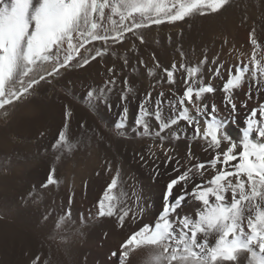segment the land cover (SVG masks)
Instances as JSON below:
<instances>
[{"label": "snow or ice", "instance_id": "1", "mask_svg": "<svg viewBox=\"0 0 264 264\" xmlns=\"http://www.w3.org/2000/svg\"><path fill=\"white\" fill-rule=\"evenodd\" d=\"M229 3L230 0H0V109L7 115L8 106H14L15 101L42 81L49 82L48 77L61 75V69L71 66L72 61L84 67L90 59L102 57L109 41L122 43L130 33L143 44L141 29L175 23L195 14L219 13ZM106 9L110 12L107 24L103 22ZM97 41L103 42V50L97 48L94 56L84 57L81 49L90 51L86 46ZM248 42L251 55L247 63L241 61L225 68L218 54L211 60L216 67L208 71L224 81L220 89L202 72L201 66L209 63L207 55L199 64L190 66L184 63L185 53L180 50L181 62L173 61L162 70L170 86H183L182 94L170 87L171 99L163 91L156 98L148 92L138 104L134 121L137 134L158 139L163 163L177 165L172 169L177 175L166 184L162 210L155 222L133 231L121 244L119 253H112L118 256L119 264H129L130 253L141 248L148 249L144 264H264V104L249 110L239 144L226 130L238 111L236 90L247 83L246 95L250 100L253 88L259 91L264 87V38L258 39L256 29L251 28ZM124 63L127 65L128 61ZM46 64H52L50 71L44 68ZM156 67H162L158 61ZM108 72L106 84L115 85L114 70L109 68ZM123 83V92L134 93L127 78ZM111 91V88L90 89L83 99L90 105L103 102L110 108L107 93ZM217 91L224 94L226 116L219 115L220 109L212 101ZM119 99L122 112L116 127L123 129L129 111L124 105L130 97L122 94ZM187 105L195 109V114L190 113ZM240 107L248 105L244 102ZM71 116V109L65 106L64 130L59 132L53 147L65 146L70 150L66 130ZM201 118L205 124L203 131ZM181 122L193 130V138L207 142L205 150L214 152L210 159L197 162L190 146L186 155L177 159L173 155L175 145L173 149L165 146L166 142L172 144L181 139ZM222 142L227 143L226 148H222ZM151 155L160 159L154 151ZM209 168L214 175L204 178ZM54 171L49 173L43 187L57 183ZM153 172L154 176L160 175L157 168ZM197 176L202 178L199 182L194 181ZM119 177L117 169L97 201V215H115L123 227L132 209L121 206L123 201L113 194ZM189 199L196 203L191 215L182 213ZM139 211L143 212V208ZM70 217L69 208L57 226ZM132 219H136V214ZM39 260L36 257L33 264Z\"/></svg>", "mask_w": 264, "mask_h": 264}, {"label": "rangeland", "instance_id": "2", "mask_svg": "<svg viewBox=\"0 0 264 264\" xmlns=\"http://www.w3.org/2000/svg\"><path fill=\"white\" fill-rule=\"evenodd\" d=\"M238 12L236 10L233 11L232 14L228 13V15L231 14L230 18L236 17V22L239 24L249 22L251 28L256 29L257 35L264 31V20L260 18L261 15H258L259 17L257 16L259 21L253 24V20L248 13ZM109 14V10L106 9L105 19L103 21L105 24L108 23L107 17ZM228 15H225L223 18L221 17L222 15H220V17H215L213 19V22L218 24L219 29L222 30L221 32H225L226 35L229 33V29L227 28ZM114 19L118 20L119 17H114ZM137 19L139 20V17H137ZM179 23L184 24L183 21H177L175 23L165 22L161 25H153L150 28L141 29L140 31L145 40L143 45L146 44L147 47L146 45L144 47L140 45L132 53L119 54L114 52L112 55L110 54L102 57V60L99 57L95 60L90 59V63L84 67H78L77 61L74 60L71 66L61 69V75L48 77L49 82L42 81L39 85L34 86L30 93L25 94V96L21 97L18 101H15L14 106H8L7 115H4V109H0V127H14L19 131L18 134L10 133L9 135L10 141L14 144L10 154L19 155V161L16 164L14 163L16 160L10 161L11 156H8L9 154L5 155L4 151L0 149V180L3 178V182L0 184V264H6L8 249L12 247L14 241L17 242L18 239V246L26 249L25 254L28 258L27 261H29H26L25 264H33V260L36 257L40 258L38 264H90L92 260L91 256L93 258L91 250H82V248H87V242L90 241L92 245H88L93 246V248L95 246H102L101 237H103L102 239L104 240L109 229L124 228L125 225L133 220L131 218L132 215H137V213L140 212L138 209H140V204L142 205L144 202L146 195L145 188L140 180H138L139 177L135 176V173L130 170L132 163L131 161H127L125 153L132 148V150L135 149L134 143H136L137 140L141 139V143L144 142L149 149H152L157 146L158 139L154 136L151 138L149 136L137 134V129L134 125V121L137 118V110H132L131 106L126 104V102L124 106L129 109L126 124L132 125H130L131 127L126 125L127 127L123 129H117L116 124L119 122L122 112L119 98L125 87L123 83L125 78L128 79L129 85L135 89L134 93H130L131 95H137L143 92L139 90L136 85L140 87H149V92L152 94L155 88L158 89L162 86V88L168 87L166 76L162 69L163 67L168 68L171 66H166V56L173 51L169 46H163L158 42H151L146 38L145 33L153 29L170 32L171 29L174 30L173 27L176 29L180 28L178 26L180 25ZM208 24L213 23L210 22ZM199 27H202V25H199ZM196 34L201 36L198 30ZM171 40L172 37L167 41L168 45L172 42ZM167 42L165 43L167 44ZM175 42H178L177 52L179 57V50H182L185 53L184 63L190 66L199 64V61L203 59L204 55H207L210 62L215 58L209 57L207 50H204L205 52L202 50L196 52L192 48H184L181 39L175 40ZM118 44L120 43L113 44L111 41L108 43V45L111 46H117ZM103 46V42H93V44L86 46L90 51L81 49V53L84 57L91 58L95 55L96 49ZM154 49L156 50L154 51ZM145 50H148L147 54H149V56L145 55ZM153 55L155 56V60H153ZM145 56L146 60L144 59ZM103 58H106V60L104 59L103 61ZM147 58H150L153 64H147L149 63ZM77 60H79V57ZM125 60L128 61L127 65L124 63ZM141 60L144 62L143 64L140 63ZM94 61L104 62L106 65L110 66H108V68H112L115 72L119 70L117 73L119 72L121 75L120 77L116 76L115 85L106 84L108 79L103 81L101 78L93 77L92 73H94L95 70L93 65V63L95 64ZM145 61L147 62L145 63ZM157 61L162 68L156 67ZM201 67L204 70V66ZM44 68L50 71L52 64H46ZM203 70L202 72H204ZM177 79L179 80L180 77L177 76ZM145 80L149 83H145ZM142 82L145 85H143ZM132 84L134 85L132 86ZM178 85L180 89H183L182 85ZM102 88L112 89L111 92L107 93L108 104L111 105L110 108L103 102L98 103L100 106L98 104L93 106L90 105L86 99H83L88 90L95 89L99 91V89ZM144 93L147 94L148 92ZM123 94L129 97L131 96L125 92H123ZM261 104L264 103L261 102L259 105L255 104L252 108L259 109ZM65 106L71 108V111L73 110L72 116L68 121V131L66 130V134L74 131L77 127L75 119L73 118L74 111L80 109L82 111L83 109L92 117V126L94 132L98 136V143L96 144L94 141H92V143L91 141L85 142L86 145L84 148L88 149V151L79 158L77 157L78 155H76L77 152L75 149L71 148L69 150L64 147V152L66 154L62 156L59 148L53 147L57 142L59 131L64 130L62 125H64L63 120L65 119ZM167 108L168 105L165 103L166 112ZM116 111H118V113ZM130 112L135 113H132V116ZM116 117H119L118 120H116ZM133 117L134 119H132ZM83 120V124H85V122L87 124L83 126H90L89 124L91 122L89 123L86 118H83ZM60 121H62V127L60 126ZM114 121L116 123H114ZM184 135L185 134L181 133L180 140H187V137ZM108 139H111L112 142ZM148 139L149 141H147ZM180 140H175L172 143L176 144ZM165 144L167 145L169 143L166 142ZM80 158L81 160H79ZM82 167L84 171L88 173L86 174L87 180H80V176H82L80 175ZM11 168L13 170H11ZM17 168L20 170L18 169L16 174H14L13 171ZM53 169L55 170L53 176L57 183L48 184L47 187H43L42 185L47 184V177ZM117 169L120 171V177L117 188L113 190V194L123 201L121 206L132 209L129 216L125 218L123 227H121L118 217L115 215L112 217H100L97 215V201L102 197L104 190L111 182V178L116 174ZM88 181L92 184H98L94 188V195L93 193H88L86 189ZM78 184H82L80 185L81 187ZM70 198L71 204H69ZM69 208L71 209V217L66 219L58 227L59 218L64 216ZM129 219L132 220L130 221ZM109 226L112 227L110 228ZM107 227L109 228L107 229ZM89 238L92 239L90 240ZM102 247H104V245ZM85 251L88 252L86 253ZM87 254H89L88 257L86 256ZM80 260L82 262H80ZM117 263L119 264V261Z\"/></svg>", "mask_w": 264, "mask_h": 264}, {"label": "bare ground", "instance_id": "3", "mask_svg": "<svg viewBox=\"0 0 264 264\" xmlns=\"http://www.w3.org/2000/svg\"><path fill=\"white\" fill-rule=\"evenodd\" d=\"M236 10H237V12L239 11L238 13H242V12L248 13L250 15V18L253 20V24H256L259 21L258 18H257L258 15H261L260 18H262L264 20V0H230V3L227 6L226 10H222L219 13L208 14V15L195 14V15L186 17L184 20H182L184 22V24H180L179 23L180 25H178V26L180 28H178V29H176V28L173 27L174 30L171 29L170 32L169 31H165V30L164 31H159V30H154L153 29V30L147 31L148 33H145V35H146V38L148 40H150L151 42H153V43L154 42H158L161 45H163V46H169V48L172 49L173 52L171 54L169 53L166 56L167 57V59H166L167 64L165 63L166 66H168V65L170 66L173 61L177 62V64H179L181 62V58L179 57L178 52H177L178 51L177 50L178 49L177 48V43L178 42H175V40L181 39L184 48H187V49L188 48L189 49L192 48L196 52L201 51V50L202 51L207 50L208 51V56L209 57H212V58L213 57H216L217 54H218L219 55V60L224 64L225 68H230L234 64H238L241 61H243L244 63H247L248 62V58L251 55V47H250L249 42H248V33H249V30L251 29V25H250L249 22H247V23L244 22V23H240L239 24V23L236 22V17L235 18H230L231 17L230 15L233 13V11H236ZM228 13H231V14L228 15ZM220 15H222L221 16L222 18L225 15H228L229 16V18H228V26H227V28L229 29L228 30L229 31L228 35H226L225 32L222 33L221 32L222 30L219 29L218 24H216V23L213 22L214 21L213 19L215 17H220ZM237 18H239V17H237ZM210 22L213 23V24H208ZM199 25H202V27H199ZM179 29H181V30H179ZM197 30L200 32V35L201 36H198L196 34V31ZM257 36H258V39L259 38H264V31L261 34L257 35ZM170 37H172V40H171L172 42H170L169 45H168V42L167 41L169 40ZM225 41H227V43H225ZM165 42H167V44ZM140 45H142L144 47L146 44H144V45L141 44L138 39H136L131 34H128L126 36V38L124 39V41L122 43L118 44L117 46L107 45V52L102 57L108 56L110 54L112 55L114 52H117L119 54H121V53L122 54L132 53ZM148 46H150V45H148ZM104 47L105 46L100 47V49L103 50ZM146 47H147V45H146ZM156 49H154V51ZM152 50H153V48H152ZM147 51L148 50H145V55H148L149 56V54H147L148 53ZM137 56H138V54H137ZM160 56H161V54H160ZM102 57H99V58L102 60ZM104 59L106 60V58H103V61H104ZM144 59L146 60V56H145ZM160 60H161V58H160ZM147 61L149 62L147 64H150V63L153 64V62H152V60L150 58H147ZM147 61H145V63ZM161 61L163 62V60H161ZM93 65L95 67V68L93 67L95 69L94 70V73H92L93 74V77L101 78L103 81L105 79H109V77H110V73L108 72V69H109L108 66L109 65H106L104 62L102 63L101 61H97V62H95V64L93 63ZM203 66H204V70L203 69L202 70L204 71V73H206L205 78L207 79L208 77H211L212 78V81L214 83V86L217 89H220L221 86H222V84H223V82H224L223 79L222 78H216L212 72L208 71L209 69L215 68L216 65H213L209 61V63H207V64H205ZM151 68H152V66H151ZM117 71H119V70H117ZM117 71L116 72L114 71V72L117 74L116 75L117 77L118 76L120 77L121 74L119 72L117 73ZM160 71H161V69H160ZM140 73H142V72H140ZM155 73H157V72H155ZM160 74H161V72H160ZM142 76H143V74H142ZM161 76H163V75H161ZM177 76L179 77V74L178 73H177ZM154 78H156V77H154ZM145 83H147L146 80H145ZM152 84H154V83H152ZM133 85L134 84H132V86ZM143 85H145V84L143 83ZM121 86H122V84H121ZM129 86H131V85H129ZM147 86H149V85H147ZM136 87L139 88V90H142L143 92L140 93V94L138 93L139 95L137 93H135L137 95H134V94L131 95L130 93H128L131 96H130V99L126 102V104H129V106H131V109L132 110H137L138 104L146 96L145 95L146 93H144V92H149V87H145V86L144 87L143 86L140 87L138 85H136ZM162 87L161 88H158V89L155 88V90H153V94L152 95H153L154 98L158 97L159 93L161 91H163L169 97V99H171V96L169 94L170 87H174L179 94H181V92L183 90V89H180V86L178 84L175 85V86H170L168 84V87H165V88H162ZM152 89H154V88H152ZM247 92H248L247 83H245V85L242 86L240 89H237L236 90L235 100H236V103H237L238 111L235 113L234 118L231 119V122L228 124V126L226 128L228 134L233 138V140L237 144H239V141L242 138V130H243L244 123H245V117L249 114V110L252 109V106L254 107L255 104H258L259 105L261 102L264 103V87H261L259 91H257L256 88H253L252 89L253 98L250 99V100L248 99V97L246 95ZM122 94H123V92H122ZM223 95H224L223 92L217 91L214 95H212V101H214L216 103L217 107L220 109L219 115L226 116L228 114V110L223 107V103H222V101H223ZM161 99H163V98H161ZM244 102L247 103V105H248L247 108H241L240 107V105L242 103H244ZM187 106L189 107L190 113L191 114H195V109L192 108L191 105H187ZM116 112L118 113V111H116ZM101 113H102V111H101ZM130 113L133 116L132 113H135V112H130ZM112 115H113V113H112ZM73 116H74L73 118L75 119V122H76V126L77 127H76V129L74 131H71V132L69 131L70 133L69 134H66V135L68 137V143H69V145H71L70 149L71 148L72 149H75V151L77 152L76 155H78L77 157L79 158V157H82L88 151V149H85L84 148L85 145H86L85 142H87V141L90 142L91 141V143H92V141H94L95 144H96V143H98L97 142V139H98L97 137L98 136L94 132V128L92 126V122H91V121H93L92 120V117L90 116V114L87 111H84L83 109H82V111H81V109L78 110V111L75 110L74 113H73ZM83 118H86L89 121V123L91 122L89 124L90 126H83V125L86 124V122H85V124H83L84 123ZM118 118L116 117V120H118ZM60 119L62 120L61 117H60ZM74 119H73V121H74ZM132 119H134V117ZM119 120H120V118H119ZM59 123H61L60 124V126H61L62 125V121H60ZM114 123H116V122L114 121ZM126 125H128V124H126ZM130 125H132V124H130ZM130 125H128V126H130ZM173 127L175 128V126H173ZM204 127H205L204 119L201 118V131H203V128ZM180 129H181V133L182 134H185L184 136L187 137V140H184V141L180 140L176 144L175 143L167 144V145L165 144V146L167 148H169V149H173V145H175V149L173 150V155L177 159H180L184 155H186V153L189 150V146L191 147V151L193 153H195V155L197 157V162L206 161V160L210 159V157L212 155H214V152L211 149H209L208 151L205 150L208 147L206 141H204L203 139H201L199 137L193 138L194 137L193 130L188 129L186 127V125H185V122H181ZM96 130H97V128H96ZM18 132H19L18 129L17 128H14V127H9V128H2V127H0V149L2 151H4L5 155H8L9 154L8 156H11L10 161L16 160L14 162L15 164L19 161L18 160L19 155H11L10 154V152H11L14 144H13L12 141H10L9 135H10V133H14V134L16 133V134H18ZM186 137H184V138H186ZM253 138H255V134H253ZM108 140L111 141V139H108ZM140 140H137L136 143H134V141H133V143L135 144V146H134L135 149L132 150L133 149L132 148V149L128 150L125 153V158L127 159L128 162L131 161L132 167L130 166V170H132L135 173V176H138L139 177V179L138 178L137 179L140 180L141 184L145 188L144 190L146 192V195H145V198H144V202L142 203V205L140 204V208L143 207V212L137 213L135 220H132L131 219L132 220L131 221L129 219L131 222H129L127 225H125L124 228H122V229H112V230L109 229V232L107 233V235L104 238V240L102 239L103 237H101L102 246L104 245V247H102V246H97L96 247L95 246L93 248V246H89V245H92V243L90 241H88L87 242V248H82V250L83 251L84 250H87V249L88 250H91V253L93 255V258L91 256V259L92 260H91V263L90 264H118L117 263L119 261L118 256L114 257V256H112V253L113 252L119 253V251H120V245L124 242V240H126L131 235V233L133 231L138 230L145 223L152 224V223L155 222V219L157 218V215H158L159 211H161V209H162V205H163V195H164V192H165L166 184H167V182L171 178H175V176L177 175V173H175V172L172 171V169L174 167H177V165H175V164H169V165L166 166L163 163V157L161 155V149H159L157 146L156 147H153L152 149H149L146 146V144H144L143 140H142L143 143H141ZM147 141H149V139ZM64 147L65 146L59 147V151H60V154L62 156L66 154L64 152L65 151ZM131 147H132V145H131ZM226 147H227V143L226 142H222V148H226ZM153 151L156 152L158 156H160V159H155L154 157H152L151 152H153ZM1 153H3V152H1ZM141 156H144L145 157V160H141L140 159ZM154 159H155V164H153V160ZM79 160H81V158ZM145 161H147V162H145ZM6 166H8V165H6ZM16 167H18V166H16ZM154 168H157L158 169L160 175L154 176V172H153V169ZM18 169L19 168H17L16 170H14L15 172L13 171V173L16 174V171H18ZM11 170H13V169L11 168ZM79 170H80V168H79ZM86 172L87 171H84V169L82 167V170H81V173H80V175H82V176H80V180H82V179H86L87 180L86 174H88V173H86ZM211 175H214V172L212 171L211 168H209L208 172L205 173V177L204 178L210 179L211 178ZM201 179H202L201 177L197 176V177L194 178V181L195 182H199ZM0 181H1L0 184H2L3 178H1ZM66 181H67V179H66ZM90 181H92V180H90ZM80 185H82V184H80ZM96 185H98V184H92V183H89V181H88L87 188H86L87 191H88V193H93V195H94L95 192H93V191H94V188H95ZM188 187L191 188V183L188 185ZM97 194H96V196H97ZM93 195H92V197H93ZM195 210H196V203L192 199H189L183 205L182 213H187V214L191 215L192 213L195 212ZM35 211H37V210H35ZM109 227H107V229ZM18 240H17V242L14 241V245H12V247H9L10 250L8 249V252H7L8 259L6 261V264H25V262L27 261L28 258H27V255L25 254V250L26 249L24 247H19L18 246ZM99 241H100V239H99ZM95 245H97V244H95ZM79 247H80V245H79ZM147 253H148V249L147 248H141V249H136V250L132 251L130 253V255H129V258H128L129 264H144V261H145V259L147 257ZM88 255L89 254H87L86 256L88 257ZM87 260H85V261H87ZM80 262H82V261L80 260Z\"/></svg>", "mask_w": 264, "mask_h": 264}]
</instances>
